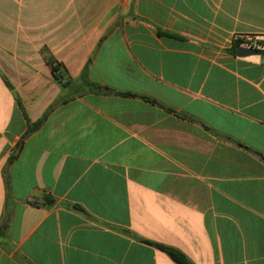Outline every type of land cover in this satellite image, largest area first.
I'll return each mask as SVG.
<instances>
[{
    "label": "crops",
    "instance_id": "1",
    "mask_svg": "<svg viewBox=\"0 0 264 264\" xmlns=\"http://www.w3.org/2000/svg\"><path fill=\"white\" fill-rule=\"evenodd\" d=\"M247 36L264 0H0V264H264ZM88 63L85 93L52 74Z\"/></svg>",
    "mask_w": 264,
    "mask_h": 264
},
{
    "label": "trees",
    "instance_id": "2",
    "mask_svg": "<svg viewBox=\"0 0 264 264\" xmlns=\"http://www.w3.org/2000/svg\"><path fill=\"white\" fill-rule=\"evenodd\" d=\"M239 46H242V47L245 46L243 40L240 39V38L234 39L229 51L232 54L235 55L236 54L235 49L237 47H239ZM257 48L260 49L261 47L259 46ZM51 64H53V62ZM89 65H90V63H88L86 65V67L82 71V74L80 75V77L76 81H72L69 78H64L63 74H62V72H61V70H60V68L58 66H53L52 65V74H53L54 79L56 80V82H58V84L62 88L71 86V84H72V85H76L78 87L77 91H81L82 93H85L87 91L85 89V85L95 88V86L91 85L87 81V78H88L87 77V69H88ZM6 84H7V82H6ZM126 96H132V95L126 94ZM16 101H17L18 107L20 108V110L24 114L23 106H22V104H21V102H20L18 97H16ZM25 120H26V123H27V130H26L25 136H27L28 134L34 132L37 128H39L38 126L40 125L41 121H37L35 123H32L26 117H25ZM4 178H5V183H6V189L8 191L9 190L8 178H7L6 175H4ZM8 196H9V191H8ZM47 202L49 204L52 203V201H50V200H47ZM10 221H11V214L8 212V213H6L2 223L0 224V240L4 239L6 237ZM156 247L159 248L162 252L166 253L170 257V259L173 262H175L176 264H189V262L185 259V257L180 252H178L176 250H173L171 248L160 246V245H156Z\"/></svg>",
    "mask_w": 264,
    "mask_h": 264
},
{
    "label": "water",
    "instance_id": "3",
    "mask_svg": "<svg viewBox=\"0 0 264 264\" xmlns=\"http://www.w3.org/2000/svg\"><path fill=\"white\" fill-rule=\"evenodd\" d=\"M236 55L240 58L252 57V56H261L264 54V50L258 48H249L239 46L235 49ZM65 76V75H64Z\"/></svg>",
    "mask_w": 264,
    "mask_h": 264
},
{
    "label": "built area",
    "instance_id": "4",
    "mask_svg": "<svg viewBox=\"0 0 264 264\" xmlns=\"http://www.w3.org/2000/svg\"><path fill=\"white\" fill-rule=\"evenodd\" d=\"M245 46L243 47H251V48H257L259 46H261V43H259L254 37L251 36H247L245 38L242 39Z\"/></svg>",
    "mask_w": 264,
    "mask_h": 264
}]
</instances>
